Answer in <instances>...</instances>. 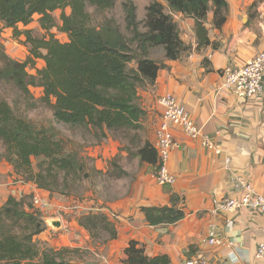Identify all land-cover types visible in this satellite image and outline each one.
<instances>
[{
  "label": "trees",
  "instance_id": "obj_1",
  "mask_svg": "<svg viewBox=\"0 0 264 264\" xmlns=\"http://www.w3.org/2000/svg\"><path fill=\"white\" fill-rule=\"evenodd\" d=\"M117 0H0V35L12 30L25 37L30 55L15 59L0 41V86H12L22 97L27 109L39 103L53 111L58 123L93 132L99 141L109 132H138L147 120L139 105V90L154 86L167 61L178 60L186 50L174 15L195 21L198 48L209 46L206 23L213 14L216 29L228 20L226 0H167L166 7L153 0L146 8L143 21L137 16L133 0L123 4L126 29L115 18L99 22L89 11L98 13L115 9ZM60 11L57 23L55 13ZM37 18V19H36ZM37 23L45 32L34 36ZM23 27V28H22ZM57 29L68 37L62 42L51 32ZM11 56V57H10ZM44 62L39 69L37 62ZM29 69L35 70L31 74ZM32 88L42 89L39 100ZM0 159L9 163L18 181L33 184L50 195H75L78 184L94 176L111 179L127 175L112 161L106 174L79 155L68 151L65 143L51 129L38 128L25 115H19L0 94ZM129 156L138 158L159 170V156L149 140L140 142ZM173 185L166 184L170 189ZM10 197L0 208V264H98L67 259L74 249L43 248L37 237L48 230L42 212L31 198ZM172 201H179L175 195ZM142 211L151 226L173 225L185 218L184 211L172 207H145ZM92 240L107 244L118 237L117 227L102 211H89L75 217ZM124 264H171L167 256L151 257L137 241L125 249Z\"/></svg>",
  "mask_w": 264,
  "mask_h": 264
},
{
  "label": "crops",
  "instance_id": "obj_2",
  "mask_svg": "<svg viewBox=\"0 0 264 264\" xmlns=\"http://www.w3.org/2000/svg\"><path fill=\"white\" fill-rule=\"evenodd\" d=\"M157 1L171 13L167 0ZM226 1L227 23L216 29L211 13L206 23L211 44L200 50L195 21L174 15L186 50L178 60L166 62L168 68L159 72L154 86L138 93L139 105L154 122L149 139L152 144L160 124L159 100L167 93L178 98L200 131L195 139L175 131L178 147L171 155L169 170L176 183L167 189L157 182L158 167L132 158L137 161L123 167L129 193L125 190L121 197L99 208H80L83 212L79 216L102 211L116 224L118 237L107 244L94 242L75 217L71 225L68 218L66 223L54 219L61 222L62 232L74 229L67 235L71 245L61 249L79 251L77 262L124 264L126 247L137 241L147 255L167 256L171 264H186L193 256L205 258L207 264H264V258L256 259L264 243V214L249 208H219L226 199L242 196L243 181L264 195V82L252 99H239L222 88L225 69L244 66L264 49V0ZM137 16H141L138 10ZM206 140L214 149L204 146ZM174 195L179 201H172ZM11 196L18 200L30 196L49 199L50 194L18 181L13 167L0 159V208ZM60 202L67 211L66 204L53 197L52 203L60 207ZM172 206L185 213V218L173 225L151 226L142 211L145 207ZM47 231L37 238L48 240ZM211 240L221 244H211Z\"/></svg>",
  "mask_w": 264,
  "mask_h": 264
},
{
  "label": "rangeland",
  "instance_id": "obj_3",
  "mask_svg": "<svg viewBox=\"0 0 264 264\" xmlns=\"http://www.w3.org/2000/svg\"><path fill=\"white\" fill-rule=\"evenodd\" d=\"M127 1L128 0H117L115 9L105 13H98L94 8H89V11L99 22L103 21L104 18H115L123 31L127 33V31H125L126 24L123 11V4ZM133 1L138 8L139 14L141 15L138 19L143 21L145 15L142 16V12L144 8L153 0ZM144 12L146 14V11ZM60 15V11L55 13L58 25H61V21L59 20ZM27 29H32L34 31V36L36 37H42L45 35V32L39 29L37 23H33ZM51 32L60 41H68L67 35L59 32L57 29H53ZM0 41L4 44L6 53L8 52L7 54H10L15 59L24 60L28 55H30V48L24 44L25 37L15 36L12 30L3 32L0 35ZM37 67L39 69L43 68L44 62L39 60L37 62ZM29 70L31 74H35L36 72L32 69ZM31 90L33 97L36 100H39L42 97V89L32 88ZM0 94L8 100L10 105L19 115L27 116L28 119L31 120L38 128L51 129L58 139H61L65 143L68 151L78 152L81 157L90 160L88 161L90 165L94 164V167L97 170L102 171L104 174H106L109 170H112V161L117 157L120 158L118 162L122 168L125 165L131 166L134 164L137 159L133 161L132 157L129 156L128 148L136 151L139 143L141 141L144 142L151 139L153 134L154 122L147 119L143 122L144 129L138 132H109L107 139L99 141L93 132L86 131L82 128H73L63 123L56 122L53 116V111L42 103H39L36 108L27 109L22 97H20L18 92L10 85L0 86ZM2 152L3 150L0 147V153ZM78 185L79 186H77L75 195L72 197L68 198V196L63 195H50L49 199H46L50 205L49 211L43 212L42 215L44 220L49 221V223L45 221L48 226V233L46 234L48 240L37 238L40 247L61 249L62 246L66 247L67 245H71L69 242H72L71 237L67 238V235L70 233L69 231L72 232L74 229L68 228L66 233L62 232L61 228L54 229V227L50 224L52 219H59L60 221L62 219L66 223L68 218L71 225V219L79 216L80 213L83 212L80 209L81 205H84L83 207L86 209L99 208L104 206L107 201H112L121 197L122 194L125 193V190L129 193V179L127 175H124L121 178H115V180L109 178L108 176H94L93 178L84 180L82 184ZM53 197L61 199V201L66 204V207H68L66 208L68 210L64 211L63 208H61V202L60 207L57 204L52 203ZM28 201L33 204L34 196H32ZM76 206L78 209L75 208ZM92 244L93 243H91V245ZM80 254L81 253L77 251L75 253L66 254L65 257L70 260H79L81 258Z\"/></svg>",
  "mask_w": 264,
  "mask_h": 264
},
{
  "label": "built area",
  "instance_id": "obj_4",
  "mask_svg": "<svg viewBox=\"0 0 264 264\" xmlns=\"http://www.w3.org/2000/svg\"><path fill=\"white\" fill-rule=\"evenodd\" d=\"M264 82V49L242 67H228L224 71L222 88L229 90L239 99H252L258 95ZM161 107L160 124L155 133V148L159 156V170L156 175L157 182L164 186L174 185L176 177L169 170V161L173 151L178 147L175 140V131H181L190 138H197L199 129L191 119L188 112L180 104L178 98L167 93L159 100ZM204 146L214 149L209 140ZM241 186L244 190L238 198L226 199L220 205L221 211H238L240 209H255L264 214V195L258 194L253 187L243 181ZM34 206L40 212L49 211V204L46 199L35 196ZM211 244L220 245L221 242L211 240ZM264 258V243H261L256 254L257 260ZM186 264H207L205 258L193 256L186 261ZM253 264V263H250Z\"/></svg>",
  "mask_w": 264,
  "mask_h": 264
},
{
  "label": "water",
  "instance_id": "obj_5",
  "mask_svg": "<svg viewBox=\"0 0 264 264\" xmlns=\"http://www.w3.org/2000/svg\"><path fill=\"white\" fill-rule=\"evenodd\" d=\"M50 224L54 227V229L61 228V222L59 220H51Z\"/></svg>",
  "mask_w": 264,
  "mask_h": 264
}]
</instances>
